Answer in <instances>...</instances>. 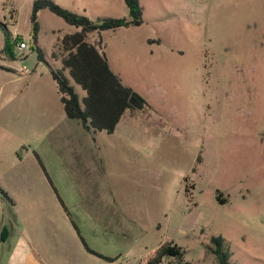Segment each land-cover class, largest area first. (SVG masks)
<instances>
[{
  "label": "rangeland",
  "instance_id": "obj_1",
  "mask_svg": "<svg viewBox=\"0 0 264 264\" xmlns=\"http://www.w3.org/2000/svg\"><path fill=\"white\" fill-rule=\"evenodd\" d=\"M34 1L0 0L14 51L0 30V188L16 203L15 231H35L36 257L146 264L170 239L183 256L156 264H219L220 236L230 264H264V0H139L140 25L91 34L151 106L142 126L94 134L65 117L51 75L61 38L80 27L43 7L34 44ZM52 1L94 21L128 16L123 0Z\"/></svg>",
  "mask_w": 264,
  "mask_h": 264
},
{
  "label": "trees",
  "instance_id": "obj_2",
  "mask_svg": "<svg viewBox=\"0 0 264 264\" xmlns=\"http://www.w3.org/2000/svg\"><path fill=\"white\" fill-rule=\"evenodd\" d=\"M123 1L128 9L127 17L104 16L95 21L83 14L64 8L52 0H35L33 4L30 33L31 41L34 44L37 43L39 30L36 13L43 7H47L66 23L80 27V30L67 33L61 38L62 68L52 70L51 75L57 84L60 101L66 117L79 121L84 129L91 132L104 130L107 133H112L126 110L142 111L148 107L146 99L131 86L124 84L119 75L112 71L101 42L90 39L91 33L100 34L106 30L141 24L142 7L140 1ZM0 30L4 34L3 51L8 58L14 59L13 38L6 26L1 22ZM18 39L21 40V38ZM34 50L37 51L38 57L42 58L41 49L36 46ZM53 55L55 56L54 53ZM65 69L68 70L71 78L85 91L83 106L63 73ZM185 190L186 192L189 191L187 187ZM0 192L4 198H8L3 190L0 189ZM217 199L220 202L225 201L220 196H217ZM74 228L89 253L111 260V258L88 248L76 226ZM212 242L214 243L212 251L218 258L219 264H230L227 254L222 250V238L220 236L212 237ZM165 256L181 258L183 250L172 240L167 239L148 255L145 263H159Z\"/></svg>",
  "mask_w": 264,
  "mask_h": 264
},
{
  "label": "crops",
  "instance_id": "obj_3",
  "mask_svg": "<svg viewBox=\"0 0 264 264\" xmlns=\"http://www.w3.org/2000/svg\"><path fill=\"white\" fill-rule=\"evenodd\" d=\"M91 34H93V33H91ZM91 34H90V37H91ZM30 38H31V33H30ZM53 81L55 82V80H53ZM55 84H56V82H55ZM56 87H57V84H56ZM57 92H58V89H57ZM59 98H60V96H59ZM61 105H62V103H61ZM150 107L151 106H148L147 109L142 110V111L126 110L123 113V115L121 116L118 123H120L123 119H126V121L135 122L134 123L135 125H139V126L141 125L142 126V125H144V123L141 121V119L143 116L148 117V115H149L148 113L150 112L149 111ZM62 109H63V106H62ZM63 112H64V110H63ZM64 115H65V113H64ZM65 117H66V115H65ZM68 120L75 121V122L79 123L81 125V127L84 129V127L82 126V124L79 121L73 120V119H68ZM86 131H88V130H86ZM89 132H91V131H89ZM91 133L94 134L95 131L91 132ZM47 180H48L49 184H51V187L53 188L52 183L49 181V178H47ZM55 194L57 196L56 192H55ZM7 196H8V198H4L0 192V264H43V262L40 261L35 255L34 245L36 246V242H35V240H33L34 236L36 235L35 231L31 230L30 233L32 234V237H30V235L28 234L26 229H24L23 232H21V231L16 232L15 231V227H17L16 226L17 222L13 221L9 217V212L14 211L16 203L13 201V199L8 194H7ZM57 199H58L60 205L63 206V202L59 198V196H57ZM24 221L26 224V219ZM27 228H28V226H27Z\"/></svg>",
  "mask_w": 264,
  "mask_h": 264
},
{
  "label": "built area",
  "instance_id": "obj_4",
  "mask_svg": "<svg viewBox=\"0 0 264 264\" xmlns=\"http://www.w3.org/2000/svg\"><path fill=\"white\" fill-rule=\"evenodd\" d=\"M17 50L23 51L26 48V43L23 40L17 42Z\"/></svg>",
  "mask_w": 264,
  "mask_h": 264
}]
</instances>
